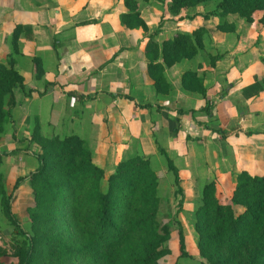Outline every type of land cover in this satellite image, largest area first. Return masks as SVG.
<instances>
[{
  "label": "crops",
  "instance_id": "1",
  "mask_svg": "<svg viewBox=\"0 0 264 264\" xmlns=\"http://www.w3.org/2000/svg\"><path fill=\"white\" fill-rule=\"evenodd\" d=\"M169 3L137 0L144 31L121 23L124 0H0V64L24 84L3 96L10 119L0 132V184L23 226L33 194L28 179L14 184L38 166V145L30 140L36 123L47 138L85 139L92 161L104 171L102 185L119 161L139 155L157 172L159 192L166 184L174 192L162 148L178 169V219L186 250L197 257L193 212L204 185L214 180L229 198L238 173H264V24L228 14L234 30L226 32L216 17L203 16L207 6L173 13ZM198 27L206 28L203 47L165 66L170 90L157 93L147 70L150 41L160 45ZM214 55L221 57L210 66ZM185 71L203 79L206 96L182 86ZM207 99L212 116L202 110ZM217 128L224 137L212 130ZM0 222L8 223L1 194Z\"/></svg>",
  "mask_w": 264,
  "mask_h": 264
},
{
  "label": "trees",
  "instance_id": "2",
  "mask_svg": "<svg viewBox=\"0 0 264 264\" xmlns=\"http://www.w3.org/2000/svg\"><path fill=\"white\" fill-rule=\"evenodd\" d=\"M124 4L127 11L120 15L121 23L148 31L137 0ZM197 5L209 8L203 16L216 17L222 31L234 30L228 14L264 24V0H170L169 8L178 13ZM160 26L161 22L152 38ZM205 33V27H198L191 33L177 32L160 45L150 41L147 70L157 93L170 90L165 66L196 56ZM220 57L209 56L210 66ZM181 82L186 90L206 96L203 79L195 71H185ZM16 86H24L22 77L0 64V132L10 119L3 96ZM212 107L207 99L202 110L212 116ZM212 130L224 137L221 128ZM30 140L38 145L34 153L38 166L14 184L15 189L29 180L33 204L26 209L27 227L12 214L11 194H5L0 184L2 211L12 227L10 239L0 231V264H161L170 253L167 242L174 224L180 256L190 255L178 219L183 209L178 169L162 148L159 152L173 175L174 197L179 198L171 223L160 219L164 199L149 158L134 155L119 161L103 188L104 171L92 161L85 139L75 134L47 138L36 123ZM234 182L229 198L219 194L214 180L204 185L193 212L198 254L206 264H264V173L241 171Z\"/></svg>",
  "mask_w": 264,
  "mask_h": 264
},
{
  "label": "rangeland",
  "instance_id": "3",
  "mask_svg": "<svg viewBox=\"0 0 264 264\" xmlns=\"http://www.w3.org/2000/svg\"><path fill=\"white\" fill-rule=\"evenodd\" d=\"M102 187L105 188L106 183L103 184ZM173 189L174 188L172 184H166L164 188L159 192L161 197L165 200H163L160 212V219L162 222L169 221L171 223V220L175 219V216L173 217V215L176 211L177 199L174 197ZM185 230L188 231V228H185ZM0 231L3 232L7 239H10L12 237V227L10 224H3V222H0ZM167 246L170 249V253L163 256V258L161 259V264H206V261L201 257H197V255L193 256L192 254H190L188 256H180L179 245L177 243L176 224L172 226L171 237L167 242Z\"/></svg>",
  "mask_w": 264,
  "mask_h": 264
}]
</instances>
